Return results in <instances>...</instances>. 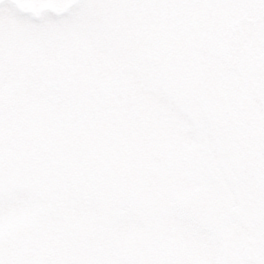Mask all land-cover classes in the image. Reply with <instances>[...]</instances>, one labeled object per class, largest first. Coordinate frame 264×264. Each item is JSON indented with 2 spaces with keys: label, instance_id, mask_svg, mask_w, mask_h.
<instances>
[{
  "label": "snow or ice",
  "instance_id": "6c2138e0",
  "mask_svg": "<svg viewBox=\"0 0 264 264\" xmlns=\"http://www.w3.org/2000/svg\"><path fill=\"white\" fill-rule=\"evenodd\" d=\"M0 264H264V0H0Z\"/></svg>",
  "mask_w": 264,
  "mask_h": 264
}]
</instances>
